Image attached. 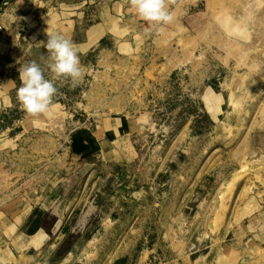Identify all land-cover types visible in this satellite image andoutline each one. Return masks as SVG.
Returning <instances> with one entry per match:
<instances>
[{"label":"rangeland","instance_id":"obj_1","mask_svg":"<svg viewBox=\"0 0 264 264\" xmlns=\"http://www.w3.org/2000/svg\"><path fill=\"white\" fill-rule=\"evenodd\" d=\"M167 4L174 21L148 25L145 46L169 51L146 72L144 62L96 69L80 86L54 81L62 107L47 114L28 116L20 103L0 112L3 264H215L237 250L245 224L264 229V0ZM225 7L248 15L246 42L216 26ZM121 114L138 128L115 154L66 149L70 130ZM38 229L50 236L40 249L22 237Z\"/></svg>","mask_w":264,"mask_h":264},{"label":"crops","instance_id":"obj_2","mask_svg":"<svg viewBox=\"0 0 264 264\" xmlns=\"http://www.w3.org/2000/svg\"><path fill=\"white\" fill-rule=\"evenodd\" d=\"M47 4L48 11L44 12ZM129 10L128 0H8L3 3L0 6V112L13 107L14 103L19 104L21 64L35 61L44 69L46 78L50 77L46 67L48 53L41 45L47 42V33L62 34L77 46L82 77L76 86L95 76L96 69L98 76H110L118 65L134 69L136 63L144 62L146 72L149 67L145 64L152 66L154 58L160 60L169 50L159 49L156 56L147 52V36L152 31L148 30L147 23L132 17ZM24 23L27 29H21ZM136 24H140L142 30H137ZM137 37H144V48L137 46ZM21 38L27 39L26 45H22ZM144 76L145 73L141 78ZM54 98L50 112L54 107H62ZM137 128L135 119L129 115H107L70 130L64 136L66 149L79 157L115 154L122 138L136 132ZM4 196L6 194H0ZM245 226L246 230L232 240L240 241L237 250L225 249L217 256L215 264H264V229L254 231V225ZM10 228L8 220L2 217L0 264L9 262ZM18 234V230L14 231L15 236ZM22 237L26 238V244H31L28 246L38 249L50 242V236L41 229L29 235L23 233Z\"/></svg>","mask_w":264,"mask_h":264},{"label":"clouds","instance_id":"obj_3","mask_svg":"<svg viewBox=\"0 0 264 264\" xmlns=\"http://www.w3.org/2000/svg\"><path fill=\"white\" fill-rule=\"evenodd\" d=\"M128 4L140 20L157 30L174 21V14L169 9L167 0H128ZM215 24L230 42L242 44L250 36L246 13L237 16L225 7L218 11ZM47 36V42H41V45L48 53L46 67L50 77L46 78L44 69L35 61L21 64L18 69L21 86L17 89V100L25 114L32 117L50 112L57 93L54 81L70 80L75 87L82 77L77 46L59 33H47Z\"/></svg>","mask_w":264,"mask_h":264},{"label":"water","instance_id":"obj_4","mask_svg":"<svg viewBox=\"0 0 264 264\" xmlns=\"http://www.w3.org/2000/svg\"><path fill=\"white\" fill-rule=\"evenodd\" d=\"M6 1H8V0H0V4H3Z\"/></svg>","mask_w":264,"mask_h":264},{"label":"built area","instance_id":"obj_5","mask_svg":"<svg viewBox=\"0 0 264 264\" xmlns=\"http://www.w3.org/2000/svg\"><path fill=\"white\" fill-rule=\"evenodd\" d=\"M0 29H1V27H0Z\"/></svg>","mask_w":264,"mask_h":264},{"label":"trees","instance_id":"obj_6","mask_svg":"<svg viewBox=\"0 0 264 264\" xmlns=\"http://www.w3.org/2000/svg\"><path fill=\"white\" fill-rule=\"evenodd\" d=\"M74 151H75V149H74Z\"/></svg>","mask_w":264,"mask_h":264}]
</instances>
